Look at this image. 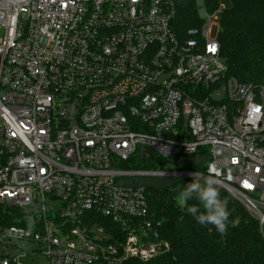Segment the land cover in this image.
Wrapping results in <instances>:
<instances>
[{
	"label": "built area",
	"instance_id": "built-area-1",
	"mask_svg": "<svg viewBox=\"0 0 264 264\" xmlns=\"http://www.w3.org/2000/svg\"><path fill=\"white\" fill-rule=\"evenodd\" d=\"M221 11L181 38L170 0H0V203L36 221L0 233V264H25L14 238L38 242L46 264L168 251L134 177L215 174L264 231V88L226 77ZM144 150L208 164L119 166Z\"/></svg>",
	"mask_w": 264,
	"mask_h": 264
},
{
	"label": "trees",
	"instance_id": "trees-1",
	"mask_svg": "<svg viewBox=\"0 0 264 264\" xmlns=\"http://www.w3.org/2000/svg\"><path fill=\"white\" fill-rule=\"evenodd\" d=\"M170 1L174 9L173 28L181 38L188 37L189 30L201 27L204 19L199 14V0ZM222 1L203 0L210 14L221 7ZM227 1L228 8L220 12L217 36L226 64L225 75L264 88V0ZM202 155L200 151L193 155L163 158L144 150L119 166L141 171L165 170L172 166L175 170L204 172L206 165H199L196 161H177L183 157L206 159ZM172 179L168 184L141 182L146 186L155 227L160 237L169 242L170 249L150 261H132V264H264V231L259 221L233 194L219 186L222 196L229 201L230 220L240 219L238 227L230 226L227 235L221 236L211 226H201L174 200L176 186L190 183L193 177ZM26 211L32 213L29 208L0 203V233L12 225L28 227Z\"/></svg>",
	"mask_w": 264,
	"mask_h": 264
},
{
	"label": "clouds",
	"instance_id": "clouds-1",
	"mask_svg": "<svg viewBox=\"0 0 264 264\" xmlns=\"http://www.w3.org/2000/svg\"><path fill=\"white\" fill-rule=\"evenodd\" d=\"M174 192L176 204L201 226H211L221 236L227 235L230 226H239V217L230 220L229 201L222 196L215 174H210L202 181L196 173L190 183L176 186ZM26 216L31 231L36 222L31 212L26 211Z\"/></svg>",
	"mask_w": 264,
	"mask_h": 264
},
{
	"label": "rangeland",
	"instance_id": "rangeland-1",
	"mask_svg": "<svg viewBox=\"0 0 264 264\" xmlns=\"http://www.w3.org/2000/svg\"><path fill=\"white\" fill-rule=\"evenodd\" d=\"M228 1L224 0L221 3L222 9L228 8ZM199 5L201 6L199 10L200 16L203 18L204 14L208 13L206 8L204 7V2L203 0H199ZM220 17V14H219ZM219 19L217 21V24L213 26L212 28V37H217L218 32L220 30V23ZM4 35V28H0V38ZM226 94L225 91L222 90L221 94L218 95L216 92L213 95V98L216 101H220L223 98H225ZM174 159V158H173ZM190 161L191 163L195 162L199 165H207L208 164V159H202L199 157H189V158H180L177 161L178 163H186ZM166 171L170 170H175L172 166H168L165 169ZM139 181L140 183L143 182L144 184H168L171 182L173 179L172 177H166V176H161V177H154V176H142V177H134L133 180ZM14 243L16 244L15 247H10V254L11 255H17L21 256V259L23 263L25 264H46V256L43 253L41 245L32 240H22V239H17L14 238Z\"/></svg>",
	"mask_w": 264,
	"mask_h": 264
},
{
	"label": "water",
	"instance_id": "water-1",
	"mask_svg": "<svg viewBox=\"0 0 264 264\" xmlns=\"http://www.w3.org/2000/svg\"><path fill=\"white\" fill-rule=\"evenodd\" d=\"M1 62H2V60H1V57H0V66H1Z\"/></svg>",
	"mask_w": 264,
	"mask_h": 264
},
{
	"label": "snow or ice",
	"instance_id": "snow-or-ice-1",
	"mask_svg": "<svg viewBox=\"0 0 264 264\" xmlns=\"http://www.w3.org/2000/svg\"><path fill=\"white\" fill-rule=\"evenodd\" d=\"M249 187H251V185H249Z\"/></svg>",
	"mask_w": 264,
	"mask_h": 264
}]
</instances>
